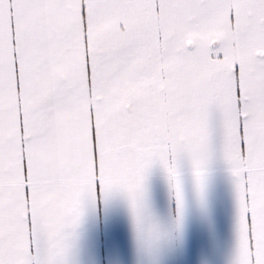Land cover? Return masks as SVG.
<instances>
[{
  "label": "snow or ice",
  "instance_id": "obj_1",
  "mask_svg": "<svg viewBox=\"0 0 264 264\" xmlns=\"http://www.w3.org/2000/svg\"><path fill=\"white\" fill-rule=\"evenodd\" d=\"M0 264H264V0H0Z\"/></svg>",
  "mask_w": 264,
  "mask_h": 264
},
{
  "label": "crops",
  "instance_id": "obj_2",
  "mask_svg": "<svg viewBox=\"0 0 264 264\" xmlns=\"http://www.w3.org/2000/svg\"><path fill=\"white\" fill-rule=\"evenodd\" d=\"M156 193L159 196H162V192H160V187L157 184L155 187ZM111 231L113 233H119L120 235H122L124 238L127 237V227H126V223L124 221V218L121 214L119 213H114L113 215H111L107 221L105 220V217L103 215V213L100 216V220H99V236L101 238V240H103V238L106 237L107 233ZM101 259L103 258V249L101 247Z\"/></svg>",
  "mask_w": 264,
  "mask_h": 264
}]
</instances>
